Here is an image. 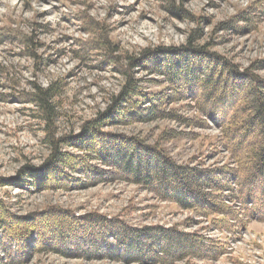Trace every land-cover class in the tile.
Wrapping results in <instances>:
<instances>
[{"label":"rangeland","instance_id":"374dc122","mask_svg":"<svg viewBox=\"0 0 264 264\" xmlns=\"http://www.w3.org/2000/svg\"><path fill=\"white\" fill-rule=\"evenodd\" d=\"M222 23H227L226 29L219 26ZM194 33L200 37L193 39ZM189 41L208 44L209 51L238 71L264 79V67L258 64L264 60V0H0V200L12 216L25 223L56 207L71 213L74 222L98 216L138 231L172 230L221 250L210 259L181 256L157 264H264L263 222L248 221L244 229L230 234L211 227L212 218L125 181L100 180L71 189L57 185V170V177L48 176L42 184L25 176L44 165L53 150L52 139L58 142L55 150L88 160L66 142L74 143L85 126L96 121L102 133L159 146L179 166L210 170L231 165L228 152L218 145L220 130L207 120V126L197 125L205 118L186 98L165 100L158 117L149 121L101 119L123 90L127 73L138 93L166 98L164 78L130 61L145 50L181 47ZM92 42L98 49L85 55L82 44ZM48 89L47 113L31 100ZM139 100L144 107L146 101ZM89 164L99 166L95 160ZM64 172L68 179L81 177ZM58 221H52V230ZM87 231L99 236L103 228ZM1 234L0 229V264H155L144 254L140 262L92 256V243L87 241L86 247L77 240L74 248H87L91 254L61 255L55 250L66 243L59 240L54 247L32 244L19 256L3 250ZM191 244L172 243L179 250Z\"/></svg>","mask_w":264,"mask_h":264},{"label":"trees","instance_id":"16d2710c","mask_svg":"<svg viewBox=\"0 0 264 264\" xmlns=\"http://www.w3.org/2000/svg\"><path fill=\"white\" fill-rule=\"evenodd\" d=\"M241 19L247 20L244 17ZM226 25L222 23L219 26L226 29ZM224 29L221 28L222 31ZM198 37L194 33L193 39ZM82 45L81 51L85 55L89 50L98 49L97 42ZM178 57L182 59L181 62H177ZM130 62L163 77L169 87L166 98L158 95L155 99L138 93L134 78L125 71L127 80L123 90L101 119L149 121L158 117L159 105L165 100L186 98L205 118L200 119L197 125L207 126L210 122L220 130L218 145L228 152L232 164L210 170L179 166L159 146L146 145L136 138L123 135L102 133L100 125L96 124L99 121H96L87 124L81 134L74 138V143L66 142L84 152L83 156L88 160L55 150L58 142L52 139L53 150L44 165L38 170L27 171L25 176L42 184L49 179L48 176H56L54 171L57 170L56 177L61 181L57 185L71 189L84 188L100 180L125 181L179 208L212 218L211 227L230 234L244 229L251 220L264 223V79L248 70L238 71L223 57L209 51L208 44L194 45L190 41L181 47L145 50L139 58H132ZM258 64L264 67V60ZM177 85H181L182 89ZM49 94L50 89L39 90L32 95L34 98L31 101L48 113ZM244 94L245 98L242 97ZM139 99L146 101L144 107L139 104ZM92 160L99 166L89 164ZM65 170L81 177L68 179ZM35 217L20 223L0 200L3 250L23 256L32 244L40 246L44 243L54 247L61 240V244H66L62 250L53 248L57 253L67 257L72 255L70 253L86 256L91 252L87 248H74L73 241L77 240L78 245L86 247L87 241H90V247L96 253L92 256L110 258L114 255L118 259L140 262L144 254L155 264L172 262L181 256L210 259L221 252L218 246L204 245L200 238L192 234L172 230L169 233L168 230L155 228L138 231L121 222L106 221L98 216L74 222L77 219H73L71 213L56 207L46 209ZM55 220H59V223L52 230L50 224ZM27 222L32 224L28 225ZM82 224L89 228L101 227L103 232L99 236L86 232L87 227H82ZM173 240L192 243V246L179 250L172 245ZM176 249L180 253L175 254Z\"/></svg>","mask_w":264,"mask_h":264},{"label":"bare ground","instance_id":"6f19581e","mask_svg":"<svg viewBox=\"0 0 264 264\" xmlns=\"http://www.w3.org/2000/svg\"><path fill=\"white\" fill-rule=\"evenodd\" d=\"M76 245V244H75ZM77 247V246H76Z\"/></svg>","mask_w":264,"mask_h":264}]
</instances>
